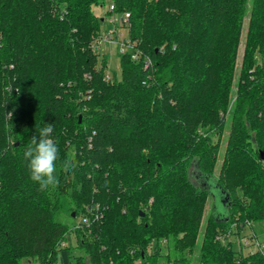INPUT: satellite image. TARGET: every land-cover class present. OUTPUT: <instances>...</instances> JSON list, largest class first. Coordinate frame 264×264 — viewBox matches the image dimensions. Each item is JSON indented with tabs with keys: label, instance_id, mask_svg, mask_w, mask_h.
I'll return each mask as SVG.
<instances>
[{
	"label": "trees",
	"instance_id": "obj_1",
	"mask_svg": "<svg viewBox=\"0 0 264 264\" xmlns=\"http://www.w3.org/2000/svg\"><path fill=\"white\" fill-rule=\"evenodd\" d=\"M104 1L0 0V264H264L216 239L264 222V0H111L152 66L120 54L109 81L94 48ZM45 123L76 166L58 162L41 191L23 153ZM210 179L228 214L202 232ZM97 211L90 226L56 221Z\"/></svg>",
	"mask_w": 264,
	"mask_h": 264
},
{
	"label": "rangeland",
	"instance_id": "obj_2",
	"mask_svg": "<svg viewBox=\"0 0 264 264\" xmlns=\"http://www.w3.org/2000/svg\"><path fill=\"white\" fill-rule=\"evenodd\" d=\"M112 2L111 0H105L104 3L99 4V5H94L93 9L97 16L103 21H101L100 24V37L97 42L94 44V48L96 53L98 54V59H99V64L102 65L103 62L105 61L106 63V68H105V73L107 75H110L112 78H114V73H116V76L118 79H121L122 77V67H121V58L120 54L118 52V45L115 42H108L107 38L111 36L114 41H116L117 36L120 34H123V37L129 38L128 34V28L126 25H123L120 19L122 18L123 14L121 13H116L113 11H110V6ZM247 25H248V18L245 19L244 22V27H243V32L241 36V43L238 48V54H237V60H236V68H237V73L236 76L239 75L240 73V68L242 65V60H243V55H244V49H245V39H246V32H247ZM237 82L238 79L236 78L235 81V89L237 87ZM234 89V91H235ZM230 125H226L223 128V133L218 134V133H212V140L214 143H219L218 149L215 154V160H214V167L212 169V173L214 177L218 180L221 178V173H222V168H223V163H224V156L226 153L227 149V139L229 135V129ZM195 169L194 167L190 169V178L193 183H195L197 186L199 185L196 181L195 178ZM210 193L211 197L209 198L206 204L204 216L200 225V229L203 232L206 223L208 220V217L211 215L213 212L215 216L219 218H225L228 214V210L224 201V194L220 190V188L217 186L216 181L213 179H210ZM56 221L59 223L67 224V225H73L80 223L82 221V217L78 216L77 218L70 217L66 214L59 213L56 216ZM249 222V221H248ZM247 223V221H246ZM251 223L250 226H245L241 230V236H250L254 232L256 235V238L260 244H264V222L263 221H254V222H249ZM203 237V234L199 237L201 240ZM74 241L76 240L75 238L73 239ZM231 241L234 244L233 249L236 251L238 250V237L234 234L231 237ZM200 242V241H199ZM75 244V242H73ZM151 253H153V250H150ZM170 251L167 250V253ZM248 253V249L243 250V254ZM196 257H198L197 254L194 255V258L192 260V264H196ZM156 258V257H155ZM195 260V261H194ZM154 263L156 264H167V262L161 258L158 257L157 259L153 260ZM21 264H33L30 263L27 259H24Z\"/></svg>",
	"mask_w": 264,
	"mask_h": 264
},
{
	"label": "clouds",
	"instance_id": "obj_3",
	"mask_svg": "<svg viewBox=\"0 0 264 264\" xmlns=\"http://www.w3.org/2000/svg\"><path fill=\"white\" fill-rule=\"evenodd\" d=\"M37 136H32L23 153L30 173V179L39 185L41 191L59 184L57 166L62 169L74 168L73 159H62L57 142L52 138L54 124L45 123L38 130Z\"/></svg>",
	"mask_w": 264,
	"mask_h": 264
},
{
	"label": "built area",
	"instance_id": "obj_4",
	"mask_svg": "<svg viewBox=\"0 0 264 264\" xmlns=\"http://www.w3.org/2000/svg\"><path fill=\"white\" fill-rule=\"evenodd\" d=\"M114 10V6H110V11ZM129 18L130 14L129 13H124L120 21L122 22L123 25L128 26L129 25ZM98 41V40H97ZM96 41V42H97ZM108 42H115L118 45V52L119 54H126L130 53L131 54V59L134 62L137 63H142L144 66V69H149L152 66V60L149 57H144L143 53L141 50L136 48L135 43L127 37H123V34H120L117 36L116 41L109 36L107 38ZM106 80L109 81L111 79L110 75H106ZM85 100H90L91 99V91H89V94L84 97ZM93 217V219H91ZM92 217L85 216L82 218V224L85 226H90L93 222H96L100 218L99 212L93 213ZM245 226H250L251 223L247 221V223L244 225ZM82 227V225H79V228ZM243 229L238 227L237 224L233 225L232 229L228 230L225 233H222L216 237L218 241H220L223 245H229V246H234V244L231 241V237L235 234L238 237V250L243 254V250L248 249V253L243 254L245 256H250L254 255L255 253H260L264 257V244H260L256 238L255 233L253 232L252 235L250 236H241V230ZM163 243H167L166 240L163 241Z\"/></svg>",
	"mask_w": 264,
	"mask_h": 264
},
{
	"label": "water",
	"instance_id": "obj_5",
	"mask_svg": "<svg viewBox=\"0 0 264 264\" xmlns=\"http://www.w3.org/2000/svg\"><path fill=\"white\" fill-rule=\"evenodd\" d=\"M262 158H264V155L262 156Z\"/></svg>",
	"mask_w": 264,
	"mask_h": 264
}]
</instances>
